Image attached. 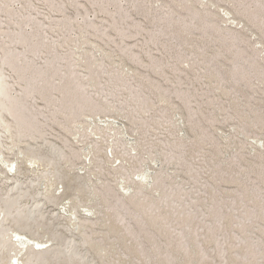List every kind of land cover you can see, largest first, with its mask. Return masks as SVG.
Wrapping results in <instances>:
<instances>
[{
  "label": "rangeland",
  "instance_id": "rangeland-1",
  "mask_svg": "<svg viewBox=\"0 0 264 264\" xmlns=\"http://www.w3.org/2000/svg\"><path fill=\"white\" fill-rule=\"evenodd\" d=\"M0 264H264V0H0Z\"/></svg>",
  "mask_w": 264,
  "mask_h": 264
},
{
  "label": "bare ground",
  "instance_id": "bare-ground-1",
  "mask_svg": "<svg viewBox=\"0 0 264 264\" xmlns=\"http://www.w3.org/2000/svg\"><path fill=\"white\" fill-rule=\"evenodd\" d=\"M103 122V121H102ZM105 122V121H104ZM156 165V164H155ZM16 240L18 242V245L20 244V246L22 248L25 247H32L35 248L37 250L42 249L43 248V242H38V241H32L31 238L26 237L24 235H22L21 233L17 232L15 234Z\"/></svg>",
  "mask_w": 264,
  "mask_h": 264
}]
</instances>
